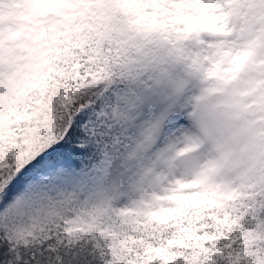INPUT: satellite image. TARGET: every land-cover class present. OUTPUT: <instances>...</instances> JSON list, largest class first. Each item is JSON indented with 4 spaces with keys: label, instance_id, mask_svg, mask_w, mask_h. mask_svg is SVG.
<instances>
[{
    "label": "snow or ice",
    "instance_id": "6c2138e0",
    "mask_svg": "<svg viewBox=\"0 0 264 264\" xmlns=\"http://www.w3.org/2000/svg\"><path fill=\"white\" fill-rule=\"evenodd\" d=\"M0 264H264V0H0Z\"/></svg>",
    "mask_w": 264,
    "mask_h": 264
}]
</instances>
